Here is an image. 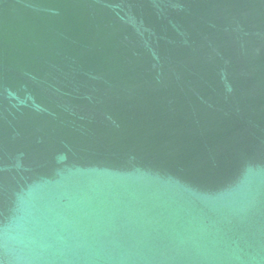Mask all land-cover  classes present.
<instances>
[{
    "label": "water",
    "instance_id": "1",
    "mask_svg": "<svg viewBox=\"0 0 264 264\" xmlns=\"http://www.w3.org/2000/svg\"><path fill=\"white\" fill-rule=\"evenodd\" d=\"M0 264H264V0H0Z\"/></svg>",
    "mask_w": 264,
    "mask_h": 264
}]
</instances>
